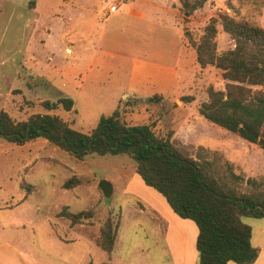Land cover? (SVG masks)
I'll use <instances>...</instances> for the list:
<instances>
[{
  "label": "rangeland",
  "instance_id": "rangeland-1",
  "mask_svg": "<svg viewBox=\"0 0 264 264\" xmlns=\"http://www.w3.org/2000/svg\"><path fill=\"white\" fill-rule=\"evenodd\" d=\"M30 1L0 0V112L16 121L54 114L90 133L118 110L193 157L205 152L246 178L264 176L263 149L199 113L208 88L224 89L225 80L219 68L200 66L193 45L220 13L264 28V0H208L193 15L179 0ZM216 40L219 52L231 43L219 24ZM62 97L73 99L72 110L44 106ZM0 180L21 200L11 209L20 216L14 227L0 210V264H179L170 208L126 154L79 159L43 138L0 140ZM68 180L75 186L64 188ZM101 180L113 186L110 197ZM63 209L89 218L74 225ZM108 218L117 229L110 253L96 242ZM243 219L256 228L258 219ZM189 224L193 230L182 228L189 264H198L197 227Z\"/></svg>",
  "mask_w": 264,
  "mask_h": 264
},
{
  "label": "trees",
  "instance_id": "trees-1",
  "mask_svg": "<svg viewBox=\"0 0 264 264\" xmlns=\"http://www.w3.org/2000/svg\"><path fill=\"white\" fill-rule=\"evenodd\" d=\"M179 1L183 12L193 15L208 0ZM35 5L36 0H31L29 7ZM218 24L231 42L221 52L216 40ZM193 45L200 66L219 68L225 80L224 89L208 88L199 113L264 150V28L220 13L209 19L200 41ZM58 104L70 111L74 101L62 97L58 103L44 102L48 109ZM40 138L79 159L91 153L131 157L144 184L160 193L174 214L196 225L198 264H252L257 260L259 248L252 243V226L243 217L264 218V176L246 178L231 163L221 164L205 152L193 157L170 139L159 137L150 125L126 123L118 110L102 116L90 133L72 128L54 114L36 113L16 121L0 112V140L23 145ZM74 186L73 180L64 183L66 189ZM60 216L74 225L83 223L84 216L89 218L86 212L67 209ZM116 231L108 218L97 245L112 252Z\"/></svg>",
  "mask_w": 264,
  "mask_h": 264
},
{
  "label": "crops",
  "instance_id": "crops-1",
  "mask_svg": "<svg viewBox=\"0 0 264 264\" xmlns=\"http://www.w3.org/2000/svg\"><path fill=\"white\" fill-rule=\"evenodd\" d=\"M0 193L1 194L5 193V197L2 198L0 201V210L5 209L6 212H2V214H5V213L8 214L9 218L11 215V218H10L11 222H9V224L12 227H14L13 225H18L20 223V216L17 219H15V214H14L15 212L12 211L11 209L14 210L16 209V207H18V205H20L21 200L19 197V193L16 197L15 195H12L13 194L12 191H9V190L7 191V188H4L3 185H0ZM169 210H170L169 212H171V219L176 225L175 231L173 233V236H174L173 244L178 248L177 253L180 255V259H178V263L179 264H189L190 259H188V255H187L186 238L182 232L183 231L182 228H184L185 230H191L190 228H192V225H190L189 223H193V222L187 219H182V218L181 219L183 221H181L180 219H176L177 215L174 214L171 209ZM254 222L256 223V228H254L255 226L252 227V243L256 247L259 248V256L257 260L252 264H264V218L258 219L257 221H254ZM0 226L2 227L6 226V219L5 218L1 219V216H0ZM228 264H237V263L229 262Z\"/></svg>",
  "mask_w": 264,
  "mask_h": 264
},
{
  "label": "water",
  "instance_id": "water-1",
  "mask_svg": "<svg viewBox=\"0 0 264 264\" xmlns=\"http://www.w3.org/2000/svg\"><path fill=\"white\" fill-rule=\"evenodd\" d=\"M99 185L105 197H110L113 191V186L110 184V182L107 180H101Z\"/></svg>",
  "mask_w": 264,
  "mask_h": 264
},
{
  "label": "built area",
  "instance_id": "built-area-1",
  "mask_svg": "<svg viewBox=\"0 0 264 264\" xmlns=\"http://www.w3.org/2000/svg\"><path fill=\"white\" fill-rule=\"evenodd\" d=\"M115 9H116V6L115 5L110 6V10L111 11H114Z\"/></svg>",
  "mask_w": 264,
  "mask_h": 264
}]
</instances>
